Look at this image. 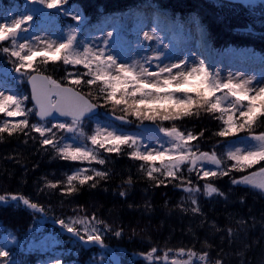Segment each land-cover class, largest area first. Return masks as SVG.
<instances>
[{
  "label": "snow or ice",
  "instance_id": "snow-or-ice-1",
  "mask_svg": "<svg viewBox=\"0 0 264 264\" xmlns=\"http://www.w3.org/2000/svg\"><path fill=\"white\" fill-rule=\"evenodd\" d=\"M66 2L67 0H30L33 5L56 9L64 16L75 12L72 18L78 22L79 27L84 19L82 13L63 8ZM45 15L49 14L44 9L28 7L10 17H0V54L7 57L13 66L12 71L18 74L13 78L32 86L29 96L19 89L0 83V114L4 117L0 119V134H22L36 140L37 137L32 136L35 132L39 134L41 146L45 150L50 146L61 159L89 164L95 162L99 165L106 163L100 150L119 154L127 146L132 150L126 154L144 162L140 165V170L147 178L155 181L156 186L164 184L166 180L169 183L179 181L175 186L182 187L189 194L188 199L195 205L190 209L194 214L201 212L194 195L201 190L200 180L205 181L202 187L206 196L212 197L215 194L227 199L225 193L215 185V179L261 165L258 172L239 179L233 177L231 183L250 186L264 194V132L254 131L256 127L264 126V81L254 83L255 77H245L242 73L221 77L219 69L210 70V66L203 60L176 59L171 53L165 54L163 49H152L151 46L144 50L154 52V55L130 61L115 48L109 50L107 41L103 42L104 47H100L77 40L76 27L71 26L67 36L61 35L56 40L41 37L36 34L37 21L34 17ZM112 35L111 32L107 33L108 37ZM143 35L146 41L160 40L155 35V29L152 34L144 32ZM164 47L167 48V45ZM58 62L74 68L82 66L83 70L71 72L65 68L61 79L67 82L66 86L51 75H45L49 71V64L55 65ZM186 85L193 87L195 91L188 92ZM84 89L88 91L84 92ZM28 103L32 106L28 107ZM100 107H108L113 115L118 109L122 115L115 118L124 123L132 122L129 117L141 122H159L157 128L164 133L166 139L158 147L150 148L138 136L124 133L121 127L111 122L105 125L97 122L90 133L86 132L87 122L94 120ZM202 112L211 114L221 122L219 130L214 131L212 136L226 139L239 133H247L248 135L240 138V142L248 147H230L221 155L217 154L215 145L212 151L200 150L199 145L192 142L204 137L207 129L194 134L191 130L182 131L175 122L191 117L199 118ZM32 117L36 120L30 123ZM164 122H170L171 127H162ZM69 140L72 142L69 143ZM24 143L27 144L28 139ZM228 143L232 145L236 142ZM156 161H159V166ZM228 161L232 163L229 164ZM89 172L92 174L89 175ZM193 173L196 176L195 183L191 178ZM109 176L108 171L81 167L71 175H66L64 181H48L45 187L56 189L64 184L61 191L70 195L79 191L74 181L81 186L92 181L89 187L96 188L100 180H107ZM126 183H133L131 176ZM120 195L124 196L126 193L121 192ZM0 207L44 211L41 205L23 195H0ZM180 207L183 211H189L182 204ZM69 220L68 223L64 220L58 222L73 233L75 238L83 241V246L95 245L106 249L105 232H112L115 237H121L123 233V229L113 232L111 226L98 219L95 214L90 218L84 216ZM238 223L246 225L244 220ZM76 225H81L82 230ZM100 225H104V228L99 227ZM212 227L216 226L213 224ZM216 231L221 229L216 228ZM227 233L231 239L234 230L228 228ZM207 247L211 248V245ZM156 251V248H152L145 258L150 262ZM183 254L185 249L182 248L178 255ZM238 254L244 255L243 252ZM187 255L188 260H174L172 264H192L193 258L202 264H224L220 258L213 261L208 251L197 253L189 249ZM8 256L9 252L0 248V257ZM164 259L167 260V255ZM113 260L114 264H120L119 260Z\"/></svg>",
  "mask_w": 264,
  "mask_h": 264
},
{
  "label": "trees",
  "instance_id": "trees-1",
  "mask_svg": "<svg viewBox=\"0 0 264 264\" xmlns=\"http://www.w3.org/2000/svg\"><path fill=\"white\" fill-rule=\"evenodd\" d=\"M5 1L13 3L14 0ZM143 1L70 0L72 4L79 5L88 18L96 21H100L103 12L120 14L129 10V7L139 6ZM151 1L170 9L178 21H186L195 15L215 49L233 47L244 53L246 58L251 54L254 58H264V1L246 4L224 0ZM48 67L47 73L62 83H67L61 79L65 68L71 72L83 70L82 66L74 68L60 62L49 64ZM92 91L95 96V88ZM28 107H31L30 103ZM103 109L109 111L108 107ZM115 114L122 115L118 109ZM3 118L0 114V119ZM129 119L136 121L134 117ZM35 120V117L30 118V123ZM175 123L182 131L191 130L194 134L207 129L204 137L192 143L198 144L202 151H212L215 145L218 155L223 153L230 138L234 137L225 139L212 136L214 131L219 130L221 122L203 112L199 118H186ZM164 124L171 127L170 122ZM254 131L264 132V126H258ZM32 136L37 139H29L22 134H0V195H23L44 208L40 212L0 207V238L12 232L23 243L21 245L16 242L8 246L9 254L14 256L13 264H35L57 253L65 260L76 261L78 264H114L113 259L105 260L106 251L116 254L120 264H169L163 260L164 256L171 258L182 248L198 253L208 251L213 261L220 258L224 264H241V261L243 264H264V197L231 183V179L240 176L241 172H232L230 176L215 179V185L225 193L227 199L215 194L212 197L206 196L202 187L205 181L200 180L201 190L194 195L201 212L194 214L190 209L195 205L188 199L189 194L182 187L175 186L179 181L169 183L166 180L164 184L156 186V182L140 170L144 162L126 154L132 150L127 146L119 154L100 150L106 163L89 164L63 160L50 146L47 150L41 146L38 133L33 132ZM25 139H28L27 144L24 143ZM155 163L159 166V161ZM82 164L108 171L110 176L107 180H100L96 188L89 187L92 181L83 186L74 181L79 191L70 195L61 191L64 184L56 189L45 187L48 181H64L66 175H71ZM129 176L133 180L131 185L126 183ZM191 178L195 183L194 173ZM121 192L126 195L121 196ZM181 204L189 211H183ZM93 214L111 226L113 232L123 229L121 237L105 232L106 249L95 245L83 246V241L75 238L73 233L58 222L64 220L68 223L69 218L75 217L90 218ZM42 220L45 226L38 236L50 235L58 243L47 251L44 248L29 250L27 242L35 235V227ZM241 220L246 221L245 226L238 223ZM76 227L82 230L81 225ZM99 227L104 228V225ZM216 228L221 231H216ZM228 228L234 230L231 239L227 233ZM207 245H211V248ZM152 248L157 251L149 262L145 257ZM240 252L244 255H239ZM2 258L3 264L8 257Z\"/></svg>",
  "mask_w": 264,
  "mask_h": 264
},
{
  "label": "rangeland",
  "instance_id": "rangeland-1",
  "mask_svg": "<svg viewBox=\"0 0 264 264\" xmlns=\"http://www.w3.org/2000/svg\"><path fill=\"white\" fill-rule=\"evenodd\" d=\"M28 7L41 8L49 14L43 17L39 16V21H41V23L37 24L36 34L41 37L50 38L52 40L58 39L60 35L55 31V27L60 25V23L59 19L56 17V9H53L55 14L52 15L50 13V11H52L51 9H45L43 5L39 4L33 5L30 3V0H28V2H26L21 9L15 6L6 11L3 8L0 12V17H10ZM62 7L65 9H75L80 11L78 7H67L65 5ZM73 15H75V12H73ZM116 20L117 19L115 18H108L102 25L95 27L93 31L90 32V35H88V40L86 42L104 47L103 42L107 41L109 50H111V48H115L116 51L120 53V55L127 57L130 61H139L145 55H154V52L144 50L151 46L152 49H163L165 54L171 53V55L176 59H189L190 61L203 60L206 65L210 66V70L219 69L221 77H227L229 74L239 75L242 73L245 77H255L256 79L254 83L259 84L264 81V64H251L248 60L241 57L243 55L242 53H237V56H235L236 54L234 55L233 49H226L222 55L216 53L212 46L208 44L209 42L206 31L201 28V26H199L194 20H189L187 21L186 26H184L185 31H183V27H181L180 24L178 25L177 22L171 18L169 9H159L149 4L144 7V9L139 12V20L136 23V27L142 35L139 38L132 39L129 35H122L119 32L118 20ZM77 23L78 22H72L66 26H63V28L65 31L69 32L70 26L76 27L77 32L79 30ZM124 23L127 24L128 20L125 19ZM154 29L155 35L159 36L160 40L158 41L153 39L146 41L144 39L143 33L148 32L149 34H152ZM108 32H111L113 35L108 37ZM165 45H167V48L164 47ZM172 62H175V60ZM9 72L10 71L7 68L0 66V78L9 77ZM0 83H3L4 86L8 87L5 83V80L2 78L0 79ZM97 116L93 120L95 126L97 122H99L101 125L111 122L116 126L121 127L124 133L138 136L139 139L144 144H147L150 148L158 147L163 142V140L166 139L164 133L161 131L157 133L145 134L135 129H123V127L127 126V124L116 120L114 116L104 122L100 121ZM240 138L235 139L234 141L236 143L229 145L227 151L230 147H248V145L240 142ZM68 142L71 143L72 141L69 140ZM257 179L260 178L257 177ZM13 241H16L15 236L11 235L10 233L6 234L3 240H0V248H3V250L7 251V245L9 243H13ZM49 241L50 239L48 238L43 243L49 244ZM107 257L110 258V255L107 254ZM60 260L61 259L58 258H52L38 264H60ZM10 261H7V263H10Z\"/></svg>",
  "mask_w": 264,
  "mask_h": 264
},
{
  "label": "water",
  "instance_id": "water-1",
  "mask_svg": "<svg viewBox=\"0 0 264 264\" xmlns=\"http://www.w3.org/2000/svg\"><path fill=\"white\" fill-rule=\"evenodd\" d=\"M142 127L146 128V129H149V130H153L154 129V125L151 124V123L143 124Z\"/></svg>",
  "mask_w": 264,
  "mask_h": 264
}]
</instances>
